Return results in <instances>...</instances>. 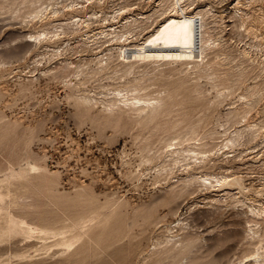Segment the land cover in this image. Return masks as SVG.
Wrapping results in <instances>:
<instances>
[{
	"label": "rangeland",
	"instance_id": "rangeland-1",
	"mask_svg": "<svg viewBox=\"0 0 264 264\" xmlns=\"http://www.w3.org/2000/svg\"><path fill=\"white\" fill-rule=\"evenodd\" d=\"M36 1L0 0V179L18 171L27 157H36L48 165L56 185L48 194L33 192L28 196L24 191H13L0 202V213L9 211L15 218L22 216L50 225L64 230L68 236L76 231L80 233L70 249L54 245L35 250L41 241L36 239L37 244L31 247L22 232L0 237V254L7 264H151L169 234L180 236L186 232L192 233L197 241L183 251L186 257L181 254L175 257L176 262L171 260L172 264H193L190 261L195 258L199 260L195 264H205L218 256L222 247L216 245L217 241L230 232L231 249L223 258L217 257L221 264L255 263L259 243L248 238L245 211L249 204L264 205V100L249 113H226L229 106L241 103L245 85L237 84L229 89L220 84L225 97L213 103L217 89L203 78L206 96L181 92L173 110L149 126L106 123L102 113H95L97 107L94 113H77L74 100L67 96L70 91L64 82L67 71L56 77L41 73L48 67L58 68L60 59H50L42 46L21 48L24 45L21 34L42 27L41 22L24 20L38 5ZM60 1L85 4L80 11L82 15L91 9L108 15L104 24H116L113 15L121 6H128L127 13L122 15L125 18L139 12L149 14L156 4L155 0ZM206 1L217 14H222L228 28L231 27L225 37L232 46L238 41L241 43L240 40H262V36L253 37L252 32L234 26L240 22L239 17H232L237 0H202L200 6ZM246 3L243 6L249 13L264 15V0ZM72 12L67 7L62 17ZM89 21L88 27L67 33L56 42L65 58L85 69L94 66L95 56L108 47L102 42L93 48L82 43L87 32L93 35L101 26L100 22ZM258 27L264 32V23ZM120 33L122 39L129 37L134 41L144 36V33L134 35L127 28ZM2 61L8 62L2 64ZM235 63L232 60L229 65ZM84 77L85 74L78 78L72 75L71 79L78 83ZM176 77L160 78L151 74L148 91L171 89L170 81ZM100 82L107 86L115 83L111 78H91L84 84L78 83L79 92L93 94L106 90L97 87ZM244 115L246 120L242 118ZM246 121L258 123L263 132L255 140L235 146L229 152L235 156L225 158L220 154L216 162L217 165L224 162V168L208 165L197 169L228 175L230 196L227 199L213 201V197H218L215 191L202 189L175 201L164 198L166 188L184 173L176 168L172 172L161 170L160 153L165 149V140L177 130L172 128L173 124L179 123L182 128L195 124L200 133L212 129L222 131L220 124H225L228 132H233ZM171 207L174 209L170 210ZM81 212L87 215L79 230L74 231L68 224ZM13 222L17 223V219ZM170 226L173 232L168 230ZM25 250L32 256L21 258L18 254Z\"/></svg>",
	"mask_w": 264,
	"mask_h": 264
},
{
	"label": "bare ground",
	"instance_id": "bare-ground-1",
	"mask_svg": "<svg viewBox=\"0 0 264 264\" xmlns=\"http://www.w3.org/2000/svg\"><path fill=\"white\" fill-rule=\"evenodd\" d=\"M155 1V8L151 13L139 12L125 18L122 15L127 13L128 10L125 8L128 6H121L113 15L116 24H104L108 20V15L98 14L97 10L91 9L85 15L80 14V11L86 7L83 3L66 4L60 0L49 2L37 0L38 5L30 15L25 16L24 20L27 23L41 22L42 27L21 34L24 44L21 48L29 50L32 47L42 46L50 59L59 58L58 68L56 65L48 67L41 73L56 77L66 70L64 82L70 89L67 96L74 100L77 113H94L97 107L99 109H96L95 113H102L105 122L112 125L156 124L161 117L173 110L176 97L181 92L188 91L196 96H206L207 90L204 88L203 78L211 83L213 89H217L213 103L225 97V91L219 89L220 84L226 85L229 89L233 85H245L240 98L241 103L229 106L226 113H249L259 101L264 100V32L258 27L259 23H264V15H253L243 6L248 5L246 2L257 0H247L246 4L243 0H237L234 4L235 14L232 17L240 18L238 25H234L238 30L252 32L255 34L253 37L256 38L262 36V40L255 42L240 40L242 44H238V41L235 46H232L225 37L231 27L228 28L222 14H217L209 1L204 2L203 6L199 3L202 0ZM67 7L73 12L68 17H62ZM89 20L100 22L101 26L93 35L87 32V37L82 43L93 48L94 44L102 42L101 44L107 43L108 47L95 56L94 66L85 69L81 64L65 58L60 45L56 42L67 33H76L88 27ZM124 28L132 34L135 33L134 35L144 33L142 40L134 41L129 37L122 39L123 34L120 32ZM232 60H236V63L229 65ZM81 74H85V77L83 80L79 78L78 83L84 84L91 78L95 80L111 78L115 83L107 86L100 82L97 87L107 88L106 90L96 91L93 94L82 93L79 92L78 83L71 79L72 75L78 78ZM151 74L160 78L175 75L178 77L170 81L173 86L171 89L164 88L152 93L148 91ZM250 79L253 81L251 82ZM242 118L246 120L245 115ZM220 126L223 127L222 131L212 129L200 133L195 124H189L185 128L180 127L179 123L172 125V128L177 130L165 140V149L160 153L161 170L172 172L176 168L184 173L166 188L164 198L175 201L199 189L215 191L218 197H213V201L227 199L230 196L228 175L211 170L199 172L197 169L208 165L224 168V162L220 165L216 162L220 159V154L225 158L235 156L229 153L235 146L255 140L263 130L258 123L247 121L233 132H228L225 124ZM55 181L56 178L46 163L36 157H27L25 164L20 166L18 171L4 175L0 179V202L13 191L21 190L25 194L28 193V196L33 192L52 193L55 189ZM173 209L174 207H171L170 210ZM245 213L248 217V238L259 243L253 264H264V233H262L264 205L249 204ZM86 215L84 212L78 213L68 226L72 230H77ZM13 219H17V223H14ZM180 222L181 220L178 224ZM172 229V226L168 228L173 232ZM19 232L24 234V239L31 247L37 244L36 239L41 241L40 247H36L35 250L49 249L54 245L70 249L80 233L76 231L75 234L68 236L64 230L50 225L38 224L22 216L15 218L9 211L0 213V237L12 236ZM230 233L218 239L216 245L222 247L218 256L205 264H221L222 261L217 257L226 255L231 249V245H228V241L232 240ZM51 238L53 239L49 241ZM196 241L195 236L190 232L180 236L169 234L164 240L163 249L151 264H172L171 260H175V257L179 258L181 254L183 258L186 257L183 251L194 246ZM18 255L21 258L32 256L27 250ZM2 256L0 254V264H7ZM190 262L195 264L199 260L195 258Z\"/></svg>",
	"mask_w": 264,
	"mask_h": 264
}]
</instances>
